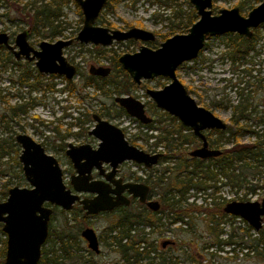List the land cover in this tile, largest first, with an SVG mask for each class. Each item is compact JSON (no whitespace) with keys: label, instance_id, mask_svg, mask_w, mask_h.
Returning <instances> with one entry per match:
<instances>
[{"label":"rangeland","instance_id":"rangeland-1","mask_svg":"<svg viewBox=\"0 0 264 264\" xmlns=\"http://www.w3.org/2000/svg\"><path fill=\"white\" fill-rule=\"evenodd\" d=\"M45 0H0V31H6L10 36V43L13 44L15 35L23 29H28V41L29 43L38 48V43L42 40L53 42L57 39H69L74 38L78 31L81 29L83 15L78 13L76 5L73 0H67V3L62 7V16L54 24H58V27L52 30L47 25H40L34 30L31 26V15L35 10L34 4H39ZM165 0H119L113 9L109 10L105 6L103 12L96 20L95 24L105 26L110 29L126 30L130 27H141L148 30L159 33L153 42H141L135 40L113 41L106 46L95 45L92 43H80L73 41V43L64 48L63 54L66 58L76 65L80 72L89 74L88 68L90 65L94 66H107L111 68L112 72V60L115 56L118 58L123 53L135 52L139 47L144 44L150 48H157L160 42L164 41L160 34H166L170 31V24L178 21L173 18L171 11L176 9L179 4L180 8L184 12H188L190 6L193 5L189 0H175L170 2V8L164 4ZM243 0H212V12L218 13L221 8H231L235 6L237 2ZM259 1L253 0L252 5L255 6ZM251 7H246L241 10L243 15H246ZM185 14V13H184ZM111 24L112 27H109ZM60 29V32H56ZM176 33H179L178 28H174ZM51 32H54L53 35ZM262 39L264 40V28H261ZM207 41V46L204 47L202 54L198 55L195 59L184 62L176 71L177 77L184 84L189 87L187 89L190 95L196 100V102L204 107H207L213 111L216 115L222 118L228 123L231 115L230 108H224L223 106L212 107L211 102L216 100L231 101L235 103L237 95L233 91L232 83L237 82L239 78L243 77L240 68H234L231 66L230 61L224 55L226 46L228 43V35L223 34L219 36H212ZM5 52V49L0 47V53ZM257 60L262 62L255 67L260 68L264 72V53H262ZM14 58L9 57V60L3 64L0 63V116L2 114H8L10 106L23 104L29 102L30 99H34L35 103L26 108V112H19L11 119L8 117L7 126L3 127V123L0 124V141H7L11 147H8V151L0 157V196L3 189L7 191L12 186L29 187V183L24 177L22 172V165L18 160L20 154V146H16L15 136L18 133H26L38 142L47 140L54 151L57 148L54 146L58 144L59 137L56 131L61 134L80 132L82 129L75 124L80 119H89L83 123V133L79 135L68 134L65 136L64 143L75 141H86L95 143L94 137L87 134V129L91 128L94 124L92 114H100L103 118L107 119L111 123L119 126L125 132V136L128 139H133L137 134H149L146 128L139 127L138 121L127 114H116V110L119 108L115 104L113 98L118 94L112 93L111 96H106L93 87L82 88L81 75L77 74L72 80L76 84V89L73 91L66 90L64 77L56 74H42L39 78L42 84V88L39 90H30L28 84H21L18 80L20 74L23 71H30L31 76L28 77V82H35L36 69L33 62H27L25 60L20 61V64L15 65L13 63ZM110 72V74H111ZM109 74V75H110ZM90 75V74H89ZM247 79V77H246ZM169 82L168 78L155 77L148 80H143L139 85L133 84L130 89L129 95L140 100L145 105L151 101L149 95L146 93V89H159ZM50 85V87H49ZM87 95L86 99L82 96ZM125 95V94H121ZM149 108V109H148ZM155 108V109H154ZM147 107L146 112L151 117L157 116L156 107ZM78 118V119H77ZM225 134L224 136H226ZM211 137H215L213 133ZM241 142H252L253 137L248 133L240 135ZM135 145L141 147L146 151L151 150L150 143L154 139H148L145 141L141 136H138L135 140ZM12 143V144H11ZM231 143H227L223 148H228ZM195 147L194 144L189 143L182 152L187 153ZM56 153V152H54ZM61 158V167L67 164L66 157L61 151H58ZM61 153V154H60ZM18 161V163H17ZM250 166L244 167L243 173L245 176L244 184L240 187H231L226 184V177L221 174L218 177L215 187H208L205 191L195 192L194 189L189 190L188 202H195L197 205L211 207L209 194L216 193L221 197L231 200H257L261 201L264 197V163L258 164L256 161L248 158L246 160ZM157 169L161 165L155 166ZM129 171L134 172L135 177H144L147 171L141 169V167L130 164ZM241 167H238L240 170ZM64 180H68L67 174H64ZM211 184V181H208ZM155 195L159 194L157 189L154 190ZM206 196V201H205ZM204 214L196 215V234L202 233V218ZM111 217L109 215H101L98 217H86L83 218L79 213L78 206L71 211H64L60 208H54L52 213V219L50 221V227L52 230L57 231L64 238L70 234L75 233L84 227L92 226L99 236L102 234L104 228L109 224ZM235 225H242L239 219L234 222ZM176 225H172L173 228ZM225 231L229 230L228 225H225ZM74 231V232H73ZM147 230V228L145 229ZM159 232L153 231L150 234L151 239H157L158 245L163 240L175 241L174 244H167L166 252H169V247L176 248L178 245L177 238H189V233L180 232L175 235L169 228L164 227L161 238ZM225 235H223L224 237ZM5 238L3 233H0V247L2 246V239ZM54 235H51V240L46 244H52L51 248H54L57 254L64 255V251L60 250V243ZM160 238V239H159ZM80 248L78 251L84 258L93 257L91 253L87 251L85 242L80 241ZM201 243H193L190 248L194 251L196 256V248H200ZM230 247H223L224 251L220 252L218 258L219 264H264L263 261L255 258H245L243 253L237 251L236 261L229 257L232 253L228 250ZM100 253L92 254L100 261L105 263L111 262L115 259V254L109 251L100 243ZM238 250V248H237ZM244 252V251H243Z\"/></svg>","mask_w":264,"mask_h":264},{"label":"water","instance_id":"water-1","mask_svg":"<svg viewBox=\"0 0 264 264\" xmlns=\"http://www.w3.org/2000/svg\"><path fill=\"white\" fill-rule=\"evenodd\" d=\"M78 4L83 21L81 29L74 38L57 39L53 42L42 40L39 48L34 49L27 41V30L19 32L15 37L18 50L8 42L6 32H0V44L12 50L16 58L24 55L28 60L35 59V65L40 73L62 75L65 79H73L77 68L63 54V49L78 41L106 46L115 41L139 40L154 41L156 36L152 30L141 27H130L126 30L110 29L96 25L95 22L107 0H75ZM198 16L186 33H175L160 42L155 49L142 44L133 53H123L118 57L121 67L129 74L133 83L139 84L142 79L162 76L169 83L160 89H147V94L155 106L176 117L183 126L191 128L193 133L202 139V145L189 152L192 157L205 159L216 157L221 150L209 148L204 134L205 129L225 130L227 122L199 105L187 92L184 84L178 79L176 69L184 62L195 59L204 46L208 36H219L236 33L250 38L253 29L264 23V0L252 7L246 15L240 13L237 6L221 8L218 13L212 12V0H189ZM32 53V55H30ZM88 73L105 77L110 73V67L90 65ZM125 112L141 123H149L151 118L146 115L144 104L131 95L114 97ZM95 121L89 134L97 137L100 142L94 150H89V144L74 145L68 143L66 153L70 156L77 175L71 177L75 191L66 188L62 181V170L52 155L44 153L39 143L29 135L19 133L16 141L22 146L19 160L22 170L30 187L13 186L8 189L5 200L0 201L1 230L6 235L5 264H37L41 257V249L48 235V221L51 208L44 202L60 206L68 210L79 201L86 214H96L100 211L111 210L115 206L129 204V199L121 194V189L128 188L129 193L138 197L140 202L156 211L160 204L157 201H146L148 186L143 183H125L118 190L117 196L110 197L102 181H88L93 165L98 166L102 161L110 162L115 173V167L123 160H132L150 167L156 164L161 153H149L130 144L124 137L122 129L101 118L92 115ZM85 162H80L81 159ZM81 182V184H79ZM77 192L96 193L91 198H80ZM224 212L244 220L253 230L261 228V218L264 216V199L229 200L224 204ZM81 236L87 241L89 249L98 253L99 242L95 231L86 227ZM173 244L171 240L162 241L161 245Z\"/></svg>","mask_w":264,"mask_h":264},{"label":"trees","instance_id":"trees-1","mask_svg":"<svg viewBox=\"0 0 264 264\" xmlns=\"http://www.w3.org/2000/svg\"><path fill=\"white\" fill-rule=\"evenodd\" d=\"M118 1L108 0L105 6L111 10ZM172 1L175 0H165L164 4L170 8ZM252 1H240L235 6H238L240 10L247 6L252 8ZM66 3L67 0H45L37 5L34 4L35 10L30 18L32 28L36 30L40 25H47L52 30L56 29L58 24L54 23L62 16V7ZM73 3L81 15L79 6L74 0ZM177 6L171 13L173 18L178 19V21L170 24L169 32L160 34L163 39L175 34L174 28H178L179 33H186L198 18L195 9L191 6L188 12H184L179 4ZM108 26L112 27L111 24ZM261 28H264V23L253 30L250 38L236 33H227L228 43L224 55L229 59L232 67L240 68L243 77L232 83L233 91L237 95L235 103L229 100L211 102L212 107L223 106L231 110L230 123L227 124L226 129L209 132L210 145L221 149L222 154L216 158H210L207 162L197 158L188 159L182 153V150L187 149L184 144L196 142V137L192 132H184V129L188 128L181 125L176 118L171 117L166 112H160L156 118V123L149 125L152 127L154 124L153 128L160 130L158 134H150L147 138L155 137V147L162 143L164 154L158 162L161 167L149 173L146 182L159 192L161 209L153 212L141 204L131 203L129 206H123L118 210L115 217L110 219L109 224L99 236L102 245L115 254V259L111 262L105 263L98 260L92 252L90 253L93 257L87 258L74 252L80 248L78 231L70 232L64 238L57 231L50 230L37 264H219L220 252L224 251L223 247L226 246L230 247L228 252L232 255L229 258L234 261L238 256L237 251H240L245 258L252 257L264 262V229L254 231L244 220L224 212V204L231 199L221 197L214 191L208 197L211 201V207H208L207 203L202 206L193 201H187L190 189L200 192L212 186L217 188L216 182L221 174L226 177V184L231 187H240L245 181L244 167L249 168L250 166L246 163L248 158L258 164L264 163V72L255 67L262 62L256 58L264 53ZM56 32H60V29H57ZM51 33L53 35L54 32ZM156 35L159 33L156 32ZM207 45L205 42L204 47ZM203 49L200 50L199 55L202 54ZM8 60V52L0 53L1 64L4 65ZM29 74L30 71H27L25 75H21L19 82L29 84L30 89L39 90L42 88L39 79L40 74H35L34 83H29L26 79ZM77 74L81 75L82 88L91 86L94 90L109 97L112 93L129 94L133 86L131 79L122 69L115 56L112 60V72L106 77L85 74L80 70H77ZM64 81V89L70 91L76 89L73 80L64 79ZM186 88L190 89L187 86ZM86 97L87 95L82 96L83 99ZM150 106L153 104L150 103ZM20 111H26V108L20 104L10 106L9 113L0 116V124L3 123V127H6L9 120L7 118L11 119ZM123 113L125 111L121 107L116 110V114ZM88 119V117L83 120L78 119L75 124L83 128V123ZM167 119H170V124L165 122ZM213 133L215 137H211ZM244 133L252 136L253 141L241 142L239 137ZM225 134L227 135L224 136ZM227 143H231V146L223 148ZM8 147L11 145L7 141H0V157L8 151ZM152 150L155 151V149ZM238 167L241 169L238 170ZM208 181H211V184ZM6 195L7 192L3 189L0 201ZM204 199L206 201V196ZM242 199L244 198H240V200ZM198 214H204L202 233L195 235L196 224L198 223L196 215ZM236 219H239L242 225H235ZM172 225L176 226L172 228ZM225 225H228V231H225ZM164 227L169 228L175 235L182 232L189 233L190 237L186 239L176 237L177 247H169V252H166L167 248H162L161 242L159 246L157 239L150 238L153 231L159 232L161 238ZM146 228L149 231H145ZM0 233H3L1 225ZM51 235H54L55 239L59 241L60 250L64 251L63 256L51 248L52 244L46 246L51 240ZM223 235L225 236L223 237ZM5 241L6 238H3L0 247V264H4ZM174 243L175 241H173ZM193 243H201L200 248H196V253L199 256H196L190 248Z\"/></svg>","mask_w":264,"mask_h":264},{"label":"flooded vegetation","instance_id":"flooded-vegetation-1","mask_svg":"<svg viewBox=\"0 0 264 264\" xmlns=\"http://www.w3.org/2000/svg\"><path fill=\"white\" fill-rule=\"evenodd\" d=\"M75 1V0H74ZM108 1V0H107ZM244 1V0H243ZM262 0H260L259 1V3L261 2ZM76 2V1H75ZM213 3V2H212ZM258 3V4H259ZM78 5V4H77ZM256 6V5H255ZM105 7V6H104ZM238 7V6H237ZM254 7V6H253ZM239 8V7H238ZM240 10V9H239ZM102 11V10H101ZM101 13V12H100ZM240 13H241V10H240ZM242 14V13H241ZM100 15V14H99ZM99 17V16H98ZM23 30H27V36H26V38L28 37V33H29V30L28 29H23ZM23 30H21V31H23ZM254 30V29H253ZM20 31V32H21ZM0 32H6V31H0ZM154 32V34H155V36H157L156 35V32L155 31H153ZM19 33V32H18ZM17 33V34H18ZM6 34L8 35V42H9V44L10 45H12L13 47H14V50H18V46H16L15 45V37H16V35H15V37H14V40H13V44H11L10 43V36H9V34L6 32ZM209 37H212V36H208L207 38H206V40L207 39H209ZM156 39V38H155ZM130 40H132V39H130ZM165 40V39H164ZM205 40V42H207ZM27 41H28V38H27ZM135 41H137V40H135ZM139 41V40H138ZM142 42V41H141ZM151 42H153V41H151ZM150 42V43H151ZM205 42H204V44H205ZM28 43H29V41H28ZM40 43V42H39ZM39 43H38V48H39ZM30 44V43H29ZM31 45V44H30ZM32 46V45H31ZM0 47L1 48H3V49H5V52H8V55H9V57L11 56V57H13L14 58V60H13V63L15 64V65H18V64H20V61H22V60H25V61H27V62H33V64H34V67H35V69H36V72L37 73H39L40 74V77H41V75L42 74H45V73H40L38 70H37V68H36V65H35V59H33V60H28L24 55H20V57L19 58H16L15 57V55H14V53L12 52V50H10V49H8L6 46H4L3 44H0ZM33 47V46H32ZM34 49H38V48H35V47H33ZM203 48H204V46H203ZM202 48V49H203ZM201 49V50H202ZM64 50V49H63ZM129 53V52H128ZM133 53V52H132ZM30 55H32V53H30ZM199 55V54H198ZM65 56V55H64ZM66 57V56H65ZM119 57V56H118ZM68 60V59H67ZM69 61V60H68ZM117 61H118V58H117ZM70 62V61H69ZM119 63V62H118ZM73 64V63H72ZM120 64V63H119ZM183 64V63H182ZM181 64V65H182ZM180 65V66H181ZM76 66V65H75ZM121 66V65H120ZM179 66V67H180ZM178 67V68H179ZM76 68H77V70H78V67L76 66ZM177 68V69H178ZM123 69V68H122ZM177 69H176V71H177ZM124 70V69H123ZM28 71V70H27ZM27 71H23L21 74H20V76L21 75H25V73L27 72ZM125 71V70H124ZM29 72V71H28ZM110 72H111V68H110ZM126 72V71H125ZM31 73V72H30ZM127 73V72H126ZM110 74V73H109ZM108 74V75H109ZM128 74V73H127ZM47 75H51V74H47ZM54 75V74H53ZM57 75V74H56ZM77 75V74H76ZM107 75V76H108ZM177 75V74H176ZM20 76H19V78H20ZM29 76H31V74H29ZM28 76V77H29ZM59 76H62V75H59ZM94 76V75H93ZM128 76H129V74H128ZM28 77H26V79L28 80ZM62 77H64V76H62ZM98 77H100V76H98ZM106 77V76H105ZM155 77H162V76H155ZM155 77H153V78H155ZM18 78V79H19ZM129 78L131 79V77L129 76ZM166 78V77H165ZM63 79H65V77L63 78ZM150 79H152V78H150ZM179 79V78H178ZM65 80H67V79H65ZM70 80H72V79H70ZM143 80H148V79H142L141 81H140V83L143 81ZM169 80V79H168ZM19 81V80H18ZM131 81H132V79H131ZM30 83V82H29ZM132 83H133V81H132ZM139 83V84H140ZM169 83V82H168ZM24 84H27V83H24ZM133 84H136V83H133ZM139 84H136V85H139ZM29 85V84H28ZM166 85V84H165ZM29 88H30V86H29ZM186 88V87H185ZM148 89H150V88H148ZM160 89V88H159ZM30 90H35V89H30ZM147 90V89H146ZM186 90H187V88H186ZM187 92H188V90H187ZM129 93H130V91H129ZM147 93V92H146ZM189 93V92H188ZM190 94V93H189ZM121 95V94H120ZM125 95H129V94H125ZM118 96V95H117ZM115 97V96H114ZM150 97V96H149ZM150 99H151V97H150ZM113 100H114V98H113ZM35 103V101H34V99H30V101L29 102H26V103H23V104H20V105H23V107L24 108H27V107H30V106H32L33 104ZM143 103V102H142ZM150 103H152L153 104V106H150ZM115 104H117L116 102H115ZM144 104V103H143ZM117 106L118 107H120L118 104H117ZM146 106L148 107H156L155 106V104H154V102H153V100L151 99V101H149V102H147V104L145 105L144 104V109H145V113H146V115L147 116H149L148 114H147V112H146ZM122 108V107H121ZM157 108V107H156ZM149 109V108H148ZM155 109V108H154ZM208 109V108H207ZM125 111V110H124ZM20 112H22V111H20ZM23 112H26V111H23ZM157 116L156 117H151V116H149L150 118H151V121L149 122V123H141V122H139L136 118H134V117H132V116H130V115H128L126 112L125 113H123L124 115H128V116H130V117H132V118H134V119H136L137 121H138V126L139 127H145L146 128V131H149V134H147V133H145V134H137L138 136H141L145 141H147L148 139H154V141L152 142V143H150V146L152 147L151 148V150L150 151H147V152H149V153H161L162 155H161V157L163 156V154H164V147H163V144L162 143H159L156 147H155V142H156V139H155V137H149V138H147L150 134H153V135H156V134H158V132H159V130L160 129H156V128H153L155 125L153 124V126L152 127H150L149 125L150 124H152V123H156V118L158 117V114H160V112H166V111H164V110H162V109H159V108H157ZM213 112V111H212ZM167 114H169L168 112H166ZM95 114V113H94ZM97 114V113H96ZM93 115V114H92ZM101 118H103L100 114H98ZM171 117H174V116H172L171 114H169ZM174 118H176V117H174ZM93 119V118H92ZM105 119V118H104ZM107 120V119H106ZM176 120L179 122V120L176 118ZM94 121V120H93ZM169 121H170V119H167L165 122L167 123L168 122V124H170L169 123ZM166 123H164V124H166ZM94 124H95V121H94ZM94 124H93V126H94ZM182 125V124H181ZM92 126V127H93ZM92 127L91 128H89V129H87V134L88 135H91L92 137H94V139H95V143L93 144V143H90V142H82V141H75L73 144L74 145H76V146H78V145H81V144H89L90 145V148H89V150L91 151V150H94V149H96L97 147H98V144H99V142H100V140L97 138V137H95L94 135H92V134H89V131L92 129ZM186 128H188V129H184V132H192V134L196 137V142H191L192 144H194L195 145V147L193 148V149H196V148H198V147H200L201 145H202V139L200 138V137H198V136H196L194 133H193V131L191 130V128H189V127H187V126H185ZM82 130L84 129V128H81ZM122 129V128H121ZM80 131V132H75V133H69V132H67L66 134L64 133V134H61L60 132H58V130L56 131V134H57V136L59 137V139H58V144H56L54 147L55 148H57V151H54V149L51 147V144H49L48 142H47V140H45V141H43V142H38V141H36L35 139H33L30 135V137L34 140V141H36L37 143H39L40 145H41V147L43 148V150H44V153H46V154H48V155H52V156H54L55 158H56V160H57V162H58V164H59V166H60V168H61V170H62V181H63V183L65 184V186H66V188H70L71 189V191L72 192H74L75 193V191H74V189H73V186H72V184H71V177L72 176H74V175H77V172H76V169H75V167H74V164H73V162H72V160H71V158H70V156L66 153V150H67V148H68V143H71V142H66V143H64V140H65V136L66 135H68V134H75V135H79V134H82L83 133V131ZM211 130H214V129H205V130H203L202 131V133L204 134V136H205V138H206V141H207V143H208V147L209 148H214V149H219V148H215V147H212L211 145H210V142H209V132L211 131ZM122 131H123V133H124V137H125V139L130 143V144H132V145H135L134 143H135V139L138 137V136H134L133 137V139H128V138H126V136H125V132H124V130L122 129ZM19 134V133H18ZM23 134H26V133H23ZM28 135V134H27ZM15 142H16V146L18 145V146H20V153H21V150H22V146L20 145V143H18L17 141H16V136H15ZM134 142V143H133ZM189 143H186V144H184V147H186L187 145H188ZM136 146V145H135ZM138 147V146H137ZM138 148H140V149H142L141 147H138ZM152 149H155V151H153ZM193 149H191V150H193ZM144 150V149H143ZM191 150H188L187 151V153L186 154H184L183 152V154L184 155H186L187 157H188V159H191V158H197V159H199V160H204V161H209V159L210 158H216V157H218V156H216V157H208V158H205V159H201V158H198V157H192V156H190L189 155V152L191 151ZM219 150H221V149H219ZM58 151H61L62 153H63V155L66 157V160H67V164H64V167H61V163H62V161H61V158L59 157V153H58ZM146 151V150H145ZM54 152H56V153H54ZM61 154V153H60ZM221 154H222V150H221ZM220 154V155H221ZM20 155V154H19ZM219 155V156H220ZM161 157L159 158V160L161 159ZM18 160H19V156H18ZM159 160H158V162H159ZM19 162H20V160H19ZM80 162H85V159L83 158V159H81V161ZM158 162L156 163V164H154V165H152V166H150V167H147V166H145V165H143V164H139V163H136V162H134V161H132V160H123L122 162H120V163H118L117 165H116V167H115V173L113 174V173H111V171H112V169H113V167H112V165H111V163L110 162H104V161H102L101 162V164L99 165V167L98 166H95V165H93V167L90 169V173L89 172H85V174H84V176H89V178H88V181L89 182H91V181H102V184L104 185V187H105V189H107V192H108V195L110 196V197H114V196H117L116 194H117V192H118V190H120L121 188H123V185L125 184V183H128V182H130V183H143V184H145V185H147L148 186V189H147V193H146V201H157L159 204H160V207H159V209L158 210H156V211H159L160 209H161V200H160V194H157V195H155V193H154V190H155V188H153L152 187V185L150 184V183H148V182H146V180L148 181V174L149 173H151V172H154V170L155 169H157L155 166L158 164ZM21 163V162H20ZM130 164H134L135 166H138V167H141V169H143V170H145V171H147V174L144 176V177H135L134 176V172H132V171H129V169H128V167H129V165ZM22 165V164H21ZM21 169H22V167H21ZM22 172H23V170H22ZM24 174V173H23ZM64 174H67V176H68V180L67 181H65L64 180ZM24 177H25V175H24ZM26 179V178H25ZM28 182V181H27ZM79 184H81V182H79ZM13 187V186H12ZM30 187V186H29ZM9 189V188H8ZM8 189H7V191L6 192H8ZM77 194H78V196L80 197V198H91V197H93L94 195H96V193H90V192H77ZM121 194L123 195V196H125V197H127L128 199H129V204L128 205H124V204H121V205H118V206H115L114 208H112L111 210H106V211H100V212H98V213H96V214H86L85 213V211L82 209V206H81V204L79 203V201H76L73 205H72V207L70 208V209H68V210H64V209H62L60 206H57V205H54V204H51V203H49V202H44L43 203V205L44 206H47V207H50L51 208V210H52V212H51V215H50V219H49V221H48V235H47V238H48V236H49V233H50V230H52V228L50 227V221H51V219H52V213H53V209L54 208H60L61 210H64V211H71V210H73L74 208H75V206H78V210H79V213H81V215H82V217L83 218H86V217H98V216H101V215H104V216H106V215H109L110 217H111V219L112 218H114L115 217V214L118 212V210L120 209V208H122L123 206H129L131 203L132 204H135V205H137V204H141V205H143L144 207H146L147 208V210H150V211H153V212H156V211H154V210H152V209H150L147 205H146V203L145 202H140L139 201V199H138V197H134V196H132L130 193H129V191H128V188L126 187V188H123V189H121ZM6 197H7V195H6ZM6 197L3 199V200H5L6 199ZM264 199V197L261 199V201ZM3 200H1V201H3ZM257 201V200H256ZM261 201H259V202H261ZM261 222H262V226H261V228L260 229H264V216H262V218H261ZM0 225L2 226V224L0 223ZM86 227H91L93 230H94V228L92 227V226H89V225H87V226H84L81 230H80V232H79V236H80V241L81 242H85L86 243V246H87V241L81 236V231L84 229V228H86ZM259 229V230H260ZM2 231V230H1ZM95 231V230H94ZM258 231V230H257ZM95 233H96V231H95ZM5 235V234H4ZM96 235H97V233H96ZM100 236V235H99ZM98 235H97V238H98V242H99V248H100V243L102 244V242L100 241V237H99ZM51 237V236H50ZM5 238H6V235H5ZM47 238H46V240H47ZM46 240H45V242H46ZM164 241V240H163ZM45 242H44V244H45ZM162 243V242H161ZM43 244V245H44ZM43 245H42V247H43ZM167 245V244H166ZM165 245V246H166ZM164 246V247H165ZM87 248H88V246H87ZM5 250H6V241H5ZM87 251L90 253L92 250L91 249H87ZM101 251V250H100ZM100 251L98 252V253H100ZM93 253H95L94 251H92ZM98 253H95V254H98ZM41 255H42V249H41ZM5 256V255H4ZM40 260V259H39ZM39 262V261H38ZM5 264V263H4Z\"/></svg>","mask_w":264,"mask_h":264}]
</instances>
